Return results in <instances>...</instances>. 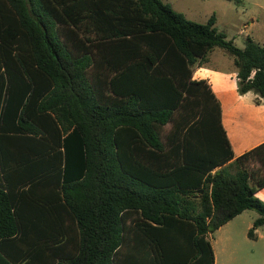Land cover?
Wrapping results in <instances>:
<instances>
[{
    "label": "trees",
    "instance_id": "trees-1",
    "mask_svg": "<svg viewBox=\"0 0 264 264\" xmlns=\"http://www.w3.org/2000/svg\"><path fill=\"white\" fill-rule=\"evenodd\" d=\"M215 25L162 0H0V264H216L210 237L249 210L257 239L264 144L235 156L194 69L222 49L259 105L264 45Z\"/></svg>",
    "mask_w": 264,
    "mask_h": 264
},
{
    "label": "rangeland",
    "instance_id": "rangeland-1",
    "mask_svg": "<svg viewBox=\"0 0 264 264\" xmlns=\"http://www.w3.org/2000/svg\"><path fill=\"white\" fill-rule=\"evenodd\" d=\"M186 19L206 24L212 16L216 17V28L223 32L228 40L234 41L241 49L245 47L247 37L253 39L249 30L252 17H257L260 23L264 21L262 13L257 11L256 2L264 0H162ZM247 28V29H246ZM256 32V29L253 30ZM212 58L219 67L233 66V58L222 49L216 48ZM249 171L261 175V169L256 160L247 163ZM254 184V182L252 181ZM261 195H256L264 202ZM260 216L256 211L249 210L218 230L212 241L216 264H264V226L257 229L260 239H250L248 233Z\"/></svg>",
    "mask_w": 264,
    "mask_h": 264
},
{
    "label": "crops",
    "instance_id": "crops-1",
    "mask_svg": "<svg viewBox=\"0 0 264 264\" xmlns=\"http://www.w3.org/2000/svg\"><path fill=\"white\" fill-rule=\"evenodd\" d=\"M255 7L264 16V2H256ZM258 20L257 17L251 18L252 24L249 26V30L254 34L253 39L264 45V21L260 23ZM254 29L256 32L253 31ZM214 51L215 49L204 63L196 65L194 80L209 82L221 103L223 126L233 152L236 157H240L264 144V101L259 105L256 104V95L252 92L240 95L235 67L217 66V61L212 58ZM4 187L5 181L3 175L0 174V188ZM262 193L264 195V189L260 190L257 195ZM256 237L260 239L257 233Z\"/></svg>",
    "mask_w": 264,
    "mask_h": 264
}]
</instances>
